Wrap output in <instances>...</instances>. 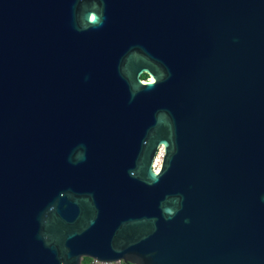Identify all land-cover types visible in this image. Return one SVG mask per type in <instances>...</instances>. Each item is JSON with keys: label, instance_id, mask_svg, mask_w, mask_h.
I'll return each instance as SVG.
<instances>
[{"label": "water", "instance_id": "obj_1", "mask_svg": "<svg viewBox=\"0 0 264 264\" xmlns=\"http://www.w3.org/2000/svg\"><path fill=\"white\" fill-rule=\"evenodd\" d=\"M264 264V0H0V264Z\"/></svg>", "mask_w": 264, "mask_h": 264}, {"label": "trees", "instance_id": "obj_2", "mask_svg": "<svg viewBox=\"0 0 264 264\" xmlns=\"http://www.w3.org/2000/svg\"><path fill=\"white\" fill-rule=\"evenodd\" d=\"M82 264H96V263H93V259H91L90 257H83ZM109 264H134V263L121 261L119 263H109Z\"/></svg>", "mask_w": 264, "mask_h": 264}, {"label": "rangeland", "instance_id": "obj_3", "mask_svg": "<svg viewBox=\"0 0 264 264\" xmlns=\"http://www.w3.org/2000/svg\"><path fill=\"white\" fill-rule=\"evenodd\" d=\"M93 263H96V264H103V263H101V262H97V261H95V260H93Z\"/></svg>", "mask_w": 264, "mask_h": 264}]
</instances>
